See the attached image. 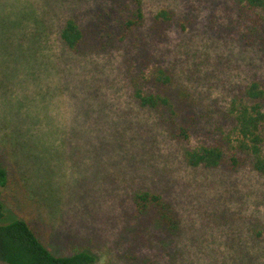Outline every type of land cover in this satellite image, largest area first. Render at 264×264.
I'll return each instance as SVG.
<instances>
[{"label":"rangeland","instance_id":"obj_1","mask_svg":"<svg viewBox=\"0 0 264 264\" xmlns=\"http://www.w3.org/2000/svg\"><path fill=\"white\" fill-rule=\"evenodd\" d=\"M135 1L0 0L8 221L25 220L56 256L86 250L98 264H264V177L185 159L215 138L236 95L264 85V38L246 37L258 16L239 0H143L144 24L124 38L121 8ZM162 10L171 23L156 21ZM70 19L85 36L78 53L61 40ZM139 89L169 97L178 115L143 108ZM144 192L173 206L176 236L139 214Z\"/></svg>","mask_w":264,"mask_h":264},{"label":"trees","instance_id":"obj_2","mask_svg":"<svg viewBox=\"0 0 264 264\" xmlns=\"http://www.w3.org/2000/svg\"><path fill=\"white\" fill-rule=\"evenodd\" d=\"M247 14L258 16L250 20L246 37L252 41L264 38V0H239ZM124 18V38L130 37L145 21L143 0L121 8ZM175 15L170 10H162L156 21L171 23ZM249 20V19H247ZM84 32L74 19L66 22L61 31V40L70 52L78 53L84 42ZM158 82L169 86L172 78L163 71L158 72ZM143 108H166L174 115L169 97L146 95L141 89L135 93ZM193 122V121H192ZM176 124V122H174ZM194 123V122H193ZM178 138L182 141L191 139V128L179 125ZM196 130V128L194 127ZM215 138L205 139L201 144L185 152V159L192 168L218 170L228 168L238 171L250 166L264 177V85L252 82L230 102L228 112L216 122L213 132ZM8 174L0 165V189L7 187ZM135 205L141 215L152 213L153 225L171 236L180 230V220L173 206L162 196L144 192L135 196ZM6 206L0 202V216ZM0 260L6 264H98V257L90 251H79L71 256H56L37 238L34 230L22 219H12L0 226Z\"/></svg>","mask_w":264,"mask_h":264},{"label":"flooded vegetation","instance_id":"obj_3","mask_svg":"<svg viewBox=\"0 0 264 264\" xmlns=\"http://www.w3.org/2000/svg\"><path fill=\"white\" fill-rule=\"evenodd\" d=\"M0 202L5 205V203L3 201H1V199H0ZM8 218H9V215H8V210L6 207V209L3 211V216H0V226L9 223ZM0 264H6V263H4L3 261L0 260Z\"/></svg>","mask_w":264,"mask_h":264}]
</instances>
